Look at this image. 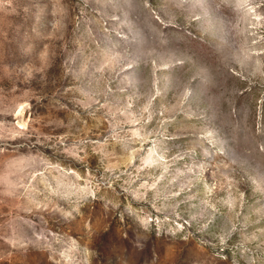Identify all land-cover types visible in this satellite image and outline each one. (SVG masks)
<instances>
[{"label": "rangeland", "instance_id": "374dc122", "mask_svg": "<svg viewBox=\"0 0 264 264\" xmlns=\"http://www.w3.org/2000/svg\"><path fill=\"white\" fill-rule=\"evenodd\" d=\"M0 264H264V0H0Z\"/></svg>", "mask_w": 264, "mask_h": 264}]
</instances>
